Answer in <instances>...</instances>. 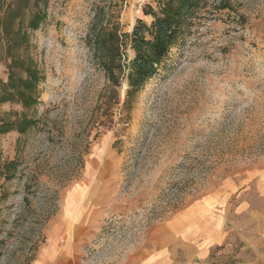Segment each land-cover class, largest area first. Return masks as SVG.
I'll return each instance as SVG.
<instances>
[{"label": "rangeland", "instance_id": "1", "mask_svg": "<svg viewBox=\"0 0 264 264\" xmlns=\"http://www.w3.org/2000/svg\"><path fill=\"white\" fill-rule=\"evenodd\" d=\"M167 1L0 0V125L14 122L0 132V264H31L84 179L98 190L86 200L95 212L86 258L135 264L156 226L173 236L192 205L226 209L212 191L234 192L264 168V0H204L189 35L134 89L128 34ZM26 67L39 76L29 106L17 92ZM24 116L33 123L19 132ZM240 243L217 247L208 264H264ZM154 255L153 264L186 262Z\"/></svg>", "mask_w": 264, "mask_h": 264}, {"label": "crops", "instance_id": "2", "mask_svg": "<svg viewBox=\"0 0 264 264\" xmlns=\"http://www.w3.org/2000/svg\"><path fill=\"white\" fill-rule=\"evenodd\" d=\"M97 175L93 177L97 179ZM244 177L241 188L234 192L226 191L227 188L212 191L218 200L223 196L227 212L217 200L207 207L192 205L175 216L173 236L165 225L154 228L152 247L138 255L135 264H153L154 254L170 250L184 256L185 264H208L213 251L220 252L217 247L228 251L236 238L246 247L244 254L248 253V257L264 253V168ZM86 181L75 185L70 194L66 191L59 219L56 217L46 227L45 242L39 246L31 264H93L86 258L84 246L91 230L87 214L95 212L89 209L86 200L90 198L96 203L98 190H88ZM232 208L239 214L232 212Z\"/></svg>", "mask_w": 264, "mask_h": 264}, {"label": "trees", "instance_id": "3", "mask_svg": "<svg viewBox=\"0 0 264 264\" xmlns=\"http://www.w3.org/2000/svg\"><path fill=\"white\" fill-rule=\"evenodd\" d=\"M204 0H168L160 5L158 11H150L153 19L150 24L138 20L128 34L130 47L134 52L127 64V79L130 86L139 89L144 82L157 72V68L166 58L170 49L183 42L191 32L193 20L203 6ZM41 14H37L30 22L35 28L39 24ZM103 19H97L93 24L95 30L94 41L100 47L104 37L102 27ZM29 71V79L22 81V88L17 89L24 105L33 104V93L27 90L34 89L35 82L39 79L36 69L26 67ZM33 120L24 116L18 121L19 132L25 131ZM14 122L4 121L0 125V132L13 129Z\"/></svg>", "mask_w": 264, "mask_h": 264}]
</instances>
